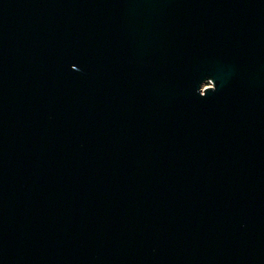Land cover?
I'll return each instance as SVG.
<instances>
[{
  "label": "water",
  "instance_id": "obj_1",
  "mask_svg": "<svg viewBox=\"0 0 264 264\" xmlns=\"http://www.w3.org/2000/svg\"><path fill=\"white\" fill-rule=\"evenodd\" d=\"M0 264H264V0H0Z\"/></svg>",
  "mask_w": 264,
  "mask_h": 264
},
{
  "label": "rangeland",
  "instance_id": "obj_2",
  "mask_svg": "<svg viewBox=\"0 0 264 264\" xmlns=\"http://www.w3.org/2000/svg\"><path fill=\"white\" fill-rule=\"evenodd\" d=\"M206 84H208V83H206Z\"/></svg>",
  "mask_w": 264,
  "mask_h": 264
}]
</instances>
